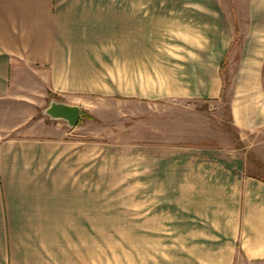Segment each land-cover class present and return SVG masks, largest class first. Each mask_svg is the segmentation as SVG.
Listing matches in <instances>:
<instances>
[{"label": "crops", "instance_id": "0c3cea01", "mask_svg": "<svg viewBox=\"0 0 264 264\" xmlns=\"http://www.w3.org/2000/svg\"><path fill=\"white\" fill-rule=\"evenodd\" d=\"M109 92L129 155L43 114ZM0 264H264V0H0Z\"/></svg>", "mask_w": 264, "mask_h": 264}, {"label": "rangeland", "instance_id": "374dc122", "mask_svg": "<svg viewBox=\"0 0 264 264\" xmlns=\"http://www.w3.org/2000/svg\"><path fill=\"white\" fill-rule=\"evenodd\" d=\"M52 98L67 100V97L61 95L57 97L55 95ZM50 100H48V104ZM71 100L79 102L83 106V115L78 124L80 125L79 130L85 135V138L94 142H105L108 144V149L110 146H118L120 152L116 151L112 154L129 155L131 142L138 139L140 133H145V121L141 122L145 120V117H142L141 113L147 106L141 102L115 98L114 92L90 94L80 99ZM229 102L228 96L225 94L218 102L192 101L185 105L187 109L195 110L196 115L200 113L198 111L200 110L202 114L196 118L202 120L204 125L211 126V130L218 135L219 139L226 138L224 133H228L232 139L237 141L236 131L232 127ZM161 107L168 109L171 106L170 104L155 103L156 110ZM108 154L111 153L108 151Z\"/></svg>", "mask_w": 264, "mask_h": 264}, {"label": "water", "instance_id": "95a60500", "mask_svg": "<svg viewBox=\"0 0 264 264\" xmlns=\"http://www.w3.org/2000/svg\"><path fill=\"white\" fill-rule=\"evenodd\" d=\"M43 114L52 120L65 121L69 127H75L81 119L82 107L52 98L49 105L43 110Z\"/></svg>", "mask_w": 264, "mask_h": 264}, {"label": "trees", "instance_id": "16d2710c", "mask_svg": "<svg viewBox=\"0 0 264 264\" xmlns=\"http://www.w3.org/2000/svg\"><path fill=\"white\" fill-rule=\"evenodd\" d=\"M82 115H83V111H82Z\"/></svg>", "mask_w": 264, "mask_h": 264}]
</instances>
